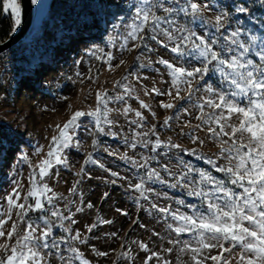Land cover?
Returning a JSON list of instances; mask_svg holds the SVG:
<instances>
[{
  "label": "snow or ice",
  "instance_id": "snow-or-ice-1",
  "mask_svg": "<svg viewBox=\"0 0 264 264\" xmlns=\"http://www.w3.org/2000/svg\"><path fill=\"white\" fill-rule=\"evenodd\" d=\"M123 2L128 5V15L117 17V36L109 41L110 47L121 55L139 50L136 61L145 53L157 52L150 42L166 49L171 59L159 57L153 61L145 57L146 64L135 66L151 68L155 63L163 67L169 78L163 82L169 87L162 90L154 84L148 89L142 82L150 77L133 73L129 66L123 79L113 85L120 91L113 94L97 91L93 108L76 110L63 125L55 126L47 151L38 146L31 153L40 157L35 164L27 154L19 157L29 169L27 190L23 181L14 177L11 191L0 196V264H51L50 256L57 257L62 264H91L78 245H88L98 227L115 222L97 218L84 225V233L74 229L79 223L77 214L95 207L91 202L85 203L83 192L78 191L85 177L93 179L86 172L88 164L108 173L103 178L107 184L116 187L118 181H127L126 187L119 186L131 195L134 205L156 216L157 223L166 224L174 234L167 241L173 247L163 251L172 253L178 247L179 253L189 257L181 264L189 261L190 264H264V30L254 31L234 18L233 13L243 16L248 12L239 4L233 9L228 5L218 7L209 0ZM31 3L39 5V0ZM260 3L264 6V0ZM206 13H211V17H206ZM0 15H6L12 31H16L22 24L21 0H0ZM91 55L110 71L127 63L120 59L114 65L115 53L102 48H96ZM129 76L141 85L144 96L168 98L158 101L160 109L174 110L173 115L164 118L161 128H171L172 120L180 121L181 115L192 117L197 123L184 120L178 136L200 147L206 140L210 141L218 151L207 155L198 147L174 143L171 137L162 140L156 124L143 131L147 118L141 110L153 118L156 112L135 94L131 83L123 82ZM88 79L93 77L90 75ZM130 99L136 100L141 110L133 109L128 103ZM110 104L123 105L122 110L109 107ZM114 111H120L127 124L134 125L131 141L124 137L125 146L142 151L138 158L108 148L105 151L130 165L135 182L98 164L93 152H89L75 173L80 179L73 183L69 195L55 192L49 181L59 182L57 167H71L68 156L81 147L78 131L82 126L91 137L93 150L99 147L100 137H117L123 132L122 128L120 132L113 130L119 126L118 121L110 119ZM130 114L135 118L129 119ZM85 121L90 124L85 125ZM184 128L189 132H184ZM198 132H205V138ZM160 157H168L167 162L161 163ZM192 160L207 167H195ZM154 185L180 189L195 202L174 200L161 204V200H167L168 193L158 192ZM109 196L105 191L102 201H107ZM115 211L130 216L125 209L118 207ZM136 226L146 227L140 224L139 216L132 219L128 231ZM105 235L118 238V232ZM152 235L160 234L153 230ZM133 244L147 254L143 264L153 261L172 264L160 252L151 251L148 243L133 241ZM121 249L118 256L127 260L130 249L125 248L123 240ZM92 252L98 257L110 255L94 247Z\"/></svg>",
  "mask_w": 264,
  "mask_h": 264
},
{
  "label": "rangeland",
  "instance_id": "rangeland-1",
  "mask_svg": "<svg viewBox=\"0 0 264 264\" xmlns=\"http://www.w3.org/2000/svg\"><path fill=\"white\" fill-rule=\"evenodd\" d=\"M216 6L228 5L235 8L237 4L245 6L248 12L245 15L233 13L235 19L243 22L244 26L254 31L264 30V6L260 0H209ZM128 5L123 0H39V5L31 3V20L25 33L11 46L0 52V196L11 191L13 178L21 179L27 190L28 181L26 179L29 169L24 161L19 157L22 154L29 155L33 164L40 157L31 153L38 147H43L47 151V145L55 134V126L63 125L64 122L76 110H88L95 106V94L97 91L107 90L109 94L120 91L114 89L113 85L121 81L132 66L135 74L146 75L149 79L143 80V85L150 89L154 84L156 87L165 90L169 84L163 81L168 80L167 71L163 67L153 63L151 68L136 67L147 63L145 57H151L155 61L159 57L171 59V54L166 49L157 48L155 53H145L139 61L135 60L139 50L122 55L110 47L109 41L117 36V17L128 15ZM211 13H206V17H211ZM96 48L113 51L117 64L120 59H125L127 63L121 67L108 70L102 61H97L91 53ZM160 68L157 72L156 69ZM91 70V72L89 71ZM80 73V76L76 74ZM93 79L89 80L88 77ZM83 79V83H81ZM213 80L215 78H212ZM125 84L131 83L136 89L135 94L150 105L156 112L153 118L147 111L139 109L136 100L130 99L128 103L133 109L141 110L146 116L147 131L152 124L157 125V130L162 140L172 138L174 143H181L184 147H198V150L207 155H213L218 151L216 144L207 141L203 147L192 145L186 137L178 136L184 120L191 119L195 124L197 121L192 117L181 115V120H172L171 128H161L160 125L166 116L173 115V112L162 110L158 101L167 100V97H146L143 94L141 85L136 83L131 76L123 81ZM212 82V80H210ZM82 95V96H81ZM80 97V98H79ZM187 104V102H182ZM109 107L121 109L123 105L110 104ZM135 118L130 114L129 119ZM110 119L118 121V127L114 131L123 132L117 137H100L99 147L91 151L98 164L102 163L107 168L120 172L122 175L133 178V170L129 164L124 163L116 156H108L105 148L116 150L121 154L136 156L138 158L142 149L131 150L124 144V137L131 141V128L120 111L110 114ZM90 121H85V125ZM189 132L188 128L183 129ZM201 138H205V132H198ZM78 141L81 144L79 150L70 152L68 159L71 167H57L55 173L58 183L55 180L49 181L54 191L61 196H68L69 189L73 183L80 179L75 173L83 164L84 158L89 153L91 137L83 130V126L78 131ZM185 159H188L185 157ZM168 157H160L161 163L167 162ZM195 167L206 168L199 161L192 160ZM153 166H156L155 163ZM86 172L91 173L93 179L86 177L80 185L78 191L84 194L85 203L91 202L94 208L77 214L79 223L74 229L84 233V225L94 222L97 218L112 219L114 224L98 227L90 236L88 245L79 246L91 264H143L145 255L141 252L133 241H143L148 243L151 251H158L164 259L172 264H181V261L189 260V257L179 253V248H174L172 253L163 251L169 247L168 239L174 234L170 233L166 224H158L156 216H151L147 212L138 209L131 195L125 191L127 181H118V186L104 182L103 178L108 176L103 169L97 165L88 164ZM218 175V174H217ZM110 178V177H109ZM158 192H167V200L160 203L174 200H184L186 203H193L180 189H165L160 185H154ZM107 191L110 196L107 201H102L103 193ZM73 197L69 196V199ZM155 199V197H154ZM173 207L176 205L173 204ZM62 207V204H61ZM122 208L130 213L124 217L115 211ZM139 216L140 224L146 227L136 226L131 232L128 231L132 219ZM35 220L36 216L32 215ZM10 226V225H9ZM123 230H120V229ZM155 230L160 235L153 236ZM118 232V238L113 239L105 234ZM59 231L57 235H60ZM187 237H181L184 239ZM126 249H130L127 260L119 257L122 251L121 243ZM97 251H107L108 257H98L92 252V248ZM227 255V254H226ZM51 264H62L55 256H50ZM152 264H157L153 261ZM190 264V261H189Z\"/></svg>",
  "mask_w": 264,
  "mask_h": 264
},
{
  "label": "water",
  "instance_id": "water-1",
  "mask_svg": "<svg viewBox=\"0 0 264 264\" xmlns=\"http://www.w3.org/2000/svg\"><path fill=\"white\" fill-rule=\"evenodd\" d=\"M23 16L22 24L16 31H12L0 40V52L15 43L27 30L31 20V0H21Z\"/></svg>",
  "mask_w": 264,
  "mask_h": 264
},
{
  "label": "trees",
  "instance_id": "trees-1",
  "mask_svg": "<svg viewBox=\"0 0 264 264\" xmlns=\"http://www.w3.org/2000/svg\"><path fill=\"white\" fill-rule=\"evenodd\" d=\"M248 1L250 0H246L247 3ZM11 30H12V25L9 18L6 15H0V40L5 38L11 32ZM91 151H93V149L90 144L89 152ZM30 215H34V214H30Z\"/></svg>",
  "mask_w": 264,
  "mask_h": 264
},
{
  "label": "bare ground",
  "instance_id": "bare-ground-1",
  "mask_svg": "<svg viewBox=\"0 0 264 264\" xmlns=\"http://www.w3.org/2000/svg\"><path fill=\"white\" fill-rule=\"evenodd\" d=\"M82 96V95H81ZM80 98V97H79Z\"/></svg>",
  "mask_w": 264,
  "mask_h": 264
}]
</instances>
